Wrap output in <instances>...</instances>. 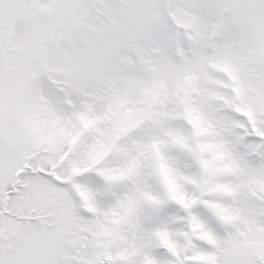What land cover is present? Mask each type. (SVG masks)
<instances>
[{
  "label": "snow or ice",
  "instance_id": "1",
  "mask_svg": "<svg viewBox=\"0 0 264 264\" xmlns=\"http://www.w3.org/2000/svg\"><path fill=\"white\" fill-rule=\"evenodd\" d=\"M0 264H264V0H0Z\"/></svg>",
  "mask_w": 264,
  "mask_h": 264
}]
</instances>
